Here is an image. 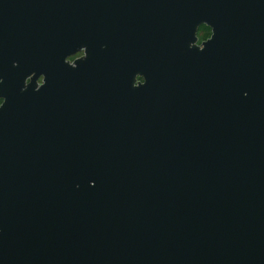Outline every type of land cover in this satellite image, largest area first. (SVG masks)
Wrapping results in <instances>:
<instances>
[{
	"label": "water",
	"instance_id": "95a60500",
	"mask_svg": "<svg viewBox=\"0 0 264 264\" xmlns=\"http://www.w3.org/2000/svg\"><path fill=\"white\" fill-rule=\"evenodd\" d=\"M0 69V264H264V0H0Z\"/></svg>",
	"mask_w": 264,
	"mask_h": 264
},
{
	"label": "flooded vegetation",
	"instance_id": "af4514ba",
	"mask_svg": "<svg viewBox=\"0 0 264 264\" xmlns=\"http://www.w3.org/2000/svg\"><path fill=\"white\" fill-rule=\"evenodd\" d=\"M86 27H97L94 25L91 26H86ZM101 27V26H100ZM211 36V28L208 27L205 24H200L196 27L195 32H194V38H195V42L194 45L197 46L199 49L202 47L201 43L205 42L206 40H208ZM83 43V42H82ZM84 44V43H83ZM66 45L67 42L62 44V48L60 52V57L62 58V61L64 63H68V64H72V61L76 60V59H80L82 58L85 54V45H80L77 48V51L70 55V56H65L63 58L62 53L64 54L66 52ZM75 49V48H74ZM50 59V58H49ZM52 62V61H51ZM54 62V61H53ZM56 62V61H55ZM44 63V62H43ZM20 64V63H19ZM16 63H13V66H16ZM21 65V64H20ZM44 65H46L47 68L50 69V62L47 61L46 63H44ZM42 66V65H41ZM37 68H29V69H24L20 72V77L24 76L23 80H24V85H26L27 83L30 82V80L32 79V83L34 84L35 88H38L42 83H43V79L48 75L47 71L43 69V67ZM53 66V65H52ZM56 66V65H55ZM45 68V67H44ZM52 69V67H51ZM1 70V69H0ZM3 71V70H2ZM29 71V72H28ZM49 72V71H48ZM7 73V72H6ZM23 73H26L25 75H23ZM0 74H2V72H0ZM18 74V73H17ZM7 75V74H6ZM18 77V76H17ZM22 78V77H21ZM16 78L12 77V83L14 84L16 82ZM136 81L141 82V78H136ZM2 83H3V79L0 76V106L4 100V91L2 90ZM10 81L7 82V85H9Z\"/></svg>",
	"mask_w": 264,
	"mask_h": 264
}]
</instances>
